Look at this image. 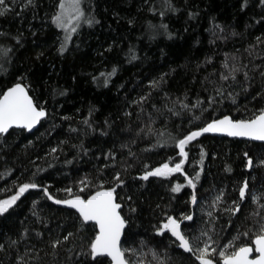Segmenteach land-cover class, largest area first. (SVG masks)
I'll return each mask as SVG.
<instances>
[{
    "label": "trees",
    "instance_id": "16d2710c",
    "mask_svg": "<svg viewBox=\"0 0 264 264\" xmlns=\"http://www.w3.org/2000/svg\"><path fill=\"white\" fill-rule=\"evenodd\" d=\"M171 3L175 11L167 10L164 0H86V6L100 23L83 27L68 50L60 54L63 34L51 24L58 0H32L31 5L28 0H6V6L14 11L0 16V33L6 34L0 35V49L12 51L6 59H0V89L20 75L26 76L31 94L45 107L48 116L34 132L11 130V135L0 136V199L13 195L19 184L30 181L50 185L54 195L64 198L65 193L58 189L73 187L75 191L82 178L96 183L101 170L105 180L120 171L125 186L118 192L125 198L123 214L129 219L125 230L129 243L124 246L136 247L145 239L162 259L170 257L168 264H193L194 258L170 247L169 239L156 237L153 225L165 213L179 215L183 211L194 216V222L185 223L198 233L201 227H206L205 214L212 211L219 217L216 232L225 238L221 240L225 243L229 233L234 234V227H227L229 219L235 223L244 220V216L237 220L223 211L238 199L242 182L249 181L250 192L264 193V166H259L264 159V144L205 135L190 145L184 170L189 176L200 172L198 202L194 206L190 203L191 188L171 192L176 183L186 184L180 173L168 179L150 177L148 181L138 177L143 174L145 164L154 168L169 158L178 162L169 133L179 136L223 115L248 119L264 107V79L259 74L264 70L260 67L264 61L255 58L257 53L264 55V45H257L251 57L245 51L257 44V36L264 37V6L258 0H248V7L243 10L242 0H171ZM161 11L165 13L163 17ZM190 13L195 16L190 17ZM161 23L168 25L167 32L160 28ZM132 55L138 59L129 62ZM232 56L248 65L250 82H245L242 74L231 87L230 82L219 80L220 74L227 71L222 64L226 57ZM114 67L117 72L105 87L106 77L101 73H110ZM165 73L166 82L160 90L152 92L141 112V107L133 102L150 91V81ZM221 83L227 90L225 97L221 101L217 96L218 103L210 107L205 103L203 108L207 111L182 110L178 104L175 110L179 115L164 109L165 104L172 107L177 98L191 104L198 98L206 101L215 96L213 88ZM246 87L248 90L244 91ZM227 92L232 93L235 103ZM165 94L170 99H165ZM153 104L164 111L163 116L153 111ZM149 113L155 120L152 128L163 133L162 137H137L136 133L148 122ZM85 120L89 123L85 124ZM73 128L77 131H70ZM158 141L165 146L158 147ZM54 147L58 151L50 153ZM201 148L207 153L202 171ZM245 152L254 161L251 170L245 166ZM109 153L115 155V161L105 159ZM229 167L230 172L226 170ZM125 168L127 171H123ZM221 192L223 204L216 212L210 205ZM129 196L131 200H127ZM34 201L39 202L35 209ZM129 206L135 207L136 212H129ZM255 207L249 197L242 212L247 215ZM34 210L39 220L32 215ZM77 226L74 210L47 201L39 190H30L17 202L11 215L0 217V243H7L9 237L17 239L28 229L27 239L17 248L0 252V264H16L18 254L24 256L26 248L31 255L39 253L43 258L40 264H88L90 257L80 255L78 236L56 255L51 254L49 240L63 236L66 231L76 232ZM88 231L91 234V229ZM37 232L43 235L37 237ZM133 240L137 244H132ZM146 259H151L150 254ZM30 264L37 261L31 260Z\"/></svg>",
    "mask_w": 264,
    "mask_h": 264
},
{
    "label": "snow or ice",
    "instance_id": "6c2138e0",
    "mask_svg": "<svg viewBox=\"0 0 264 264\" xmlns=\"http://www.w3.org/2000/svg\"><path fill=\"white\" fill-rule=\"evenodd\" d=\"M258 3L264 6V0H258ZM31 4L32 0H28V5ZM164 4L167 6V10H176L171 0H164ZM246 7H248V0H242L241 10ZM0 9H3L0 10V16L6 15L9 11H14V9L6 6V0H0ZM159 14L163 17L165 13L161 11ZM189 16L194 17L195 14L190 13ZM99 23L100 21L96 19L92 9L86 6V0H58L55 14L51 17V24L63 33L59 48L60 54L68 50V45L72 43L73 36L77 35L83 27L91 28ZM257 23H260V21H257ZM150 27L152 26L150 25ZM215 27L220 28V25ZM160 28L167 32L168 25L161 23ZM220 30L223 32L222 28ZM213 34L215 35V33ZM0 35L6 34L0 33ZM168 35L171 39V34ZM16 39L19 43V39ZM256 42V45H250L249 49L245 50L250 57L253 56L257 45H264V37L257 36ZM11 51V48L0 49V59H6ZM255 58L264 61V55L259 53L256 54ZM136 59L138 57L132 55L129 62ZM222 67L227 71L226 74H220L219 80L230 82L229 87H231V84L238 82V75L242 74L245 82H250L252 79L248 65L243 64L242 60L237 62L235 56L226 57ZM260 67L264 68V65ZM116 72L117 69L114 67L110 73H101L102 76L106 77L104 80L105 87H107L110 77L114 76ZM259 74L264 79V70H261ZM167 75L165 73L150 81L148 85L150 91L133 102L141 107V112L144 111L143 105L149 101L152 92L160 90L162 84L166 82L165 76ZM26 79V76L20 75L15 82L4 89H0V136L7 137L11 135L10 130L32 132L48 116L45 107L31 94L32 88L30 84L25 83ZM247 90V87L244 88V91ZM213 91L215 96H209L206 101L198 98L194 104H191L177 98L176 101L172 102V107L165 104L164 109L173 115H179V112L175 110V106L178 104L182 110L191 111L192 109L202 108L203 111H207L208 109L203 108V105L207 103L210 107L214 103H218L217 96L221 97L222 101L227 90L224 84L221 83L218 87H214ZM60 94L64 95L65 93L61 92ZM227 96L231 97L232 102L235 103V98L231 92H227ZM165 99H170L167 94H165ZM152 108L159 116L164 115V111L155 104L152 105ZM126 115H131V113H126ZM64 119L69 118L64 117ZM194 119H200V117H194ZM84 123L88 124L89 121L85 120ZM153 123H155L153 114L149 113L148 122L136 133L137 137L141 135L162 137L163 133L152 128ZM70 131L76 132L77 129L73 128ZM207 133H219L228 137L264 142V107L248 119H234L231 115H223L222 118L211 119L203 126L197 125L190 128L182 135L172 136L169 133L168 137L179 157L178 162L173 163V159L169 158L167 162L154 168L145 164V170L138 178L143 181H148L150 177L168 179L174 174L180 173L183 175L186 184L176 183L171 187V192L180 193L184 187L191 188L190 203L193 206L196 205L198 202L196 188L200 180V172H197L195 176H189L184 170V165L189 158V146ZM157 146L164 147L165 143L158 141ZM121 147L128 146L122 145ZM57 151L58 148L54 147L50 150V153H56ZM129 152L131 155H135L131 153L130 149ZM206 155L207 153L201 148V171L203 170V159ZM244 157L246 158V168L251 170L254 166L253 159L248 152L244 153ZM105 159L115 161L116 157L114 154L109 153ZM68 163H71V161H68ZM259 166H264V159L259 161ZM104 167L107 168L109 165ZM112 167L114 168L115 164ZM226 170L230 172L231 168L229 167ZM123 171H127V169L125 168ZM124 186L125 180L122 178L120 171H116L110 179L105 180L103 170L100 172L99 182L94 183L93 179L85 177L79 180L75 191L73 187L58 189V191L65 193L64 198L54 195L50 191V185H42L35 181L21 183L17 186V190L13 195L0 199V217L11 215L12 210L17 206V202L21 201V198L30 190L36 189L42 193L47 201L74 210L78 225L76 232L66 231L63 236H57L49 240L52 255H56L60 248L72 242L78 236L81 242L80 255L85 258L90 257L88 264H105L106 261L107 264H168V259H170V257H167L168 249L164 250L167 258L162 259L158 250L149 246L148 240L141 239L136 247L124 246L129 243L128 234L125 232L129 219L123 214L125 208L123 201L125 198L121 197L118 192V189H122ZM223 195V192L218 194L210 205L216 212L220 211V206L223 204ZM249 197L251 203L256 207L247 215H244L242 206ZM127 200H131V197H127ZM262 201H264V193L250 192L249 181L245 179L238 189V199L231 202V207H224L223 209L224 213L229 214L230 217H235L237 220L240 216H244L241 223H235L232 219H229L227 227L230 229L234 227V234L229 233L230 238L225 243H221V240L225 238L216 232V222L219 217L214 216L212 211L205 214L208 217V220L203 222L206 227H201L198 233L192 231L189 223H185L194 222V216L191 213L186 214L183 211L179 215L165 213L163 218L153 225L154 235L169 239L170 247L182 250V253L189 254V258H194L193 264L195 262H198V264H264V202ZM38 204V201H34L33 208L35 209ZM129 212H136V208L129 206ZM32 215L39 220L37 211L34 210ZM89 229H91V234H89ZM221 231L223 232L225 229L222 227ZM190 232L192 234H189ZM42 235L40 232L36 233L37 237ZM27 237L28 229L25 228L17 239L9 237L7 243H0V252L7 251L9 248H17ZM122 237L124 238L123 243ZM85 241L87 242L86 245ZM131 243L137 244L134 240ZM144 248H147L148 251L144 252ZM31 251L34 252L35 249ZM149 254L151 256L150 260L146 259ZM25 257H29V259L26 260ZM133 257L136 258L133 259ZM42 259L38 252L31 255L30 250L26 248L24 256L18 254L16 264H30L31 260H36L37 264H40Z\"/></svg>",
    "mask_w": 264,
    "mask_h": 264
},
{
    "label": "water",
    "instance_id": "95a60500",
    "mask_svg": "<svg viewBox=\"0 0 264 264\" xmlns=\"http://www.w3.org/2000/svg\"><path fill=\"white\" fill-rule=\"evenodd\" d=\"M46 119V118H45ZM44 119V120H45ZM43 121V120H42ZM41 121V122H42ZM41 124V123H40ZM39 125L36 126V128H34L32 130V132H34L35 130H37L39 128ZM11 131V130H10ZM205 135H210V136H218V137H225V138H228V139H238V140H244V141H248V142H251V143H256V144H264V142H261V141H250V140H247L246 138H234V137H228V136H225V135H222V134H219V133H207ZM204 135V136H205ZM126 230V229H125ZM122 241H123V237H122Z\"/></svg>",
    "mask_w": 264,
    "mask_h": 264
},
{
    "label": "rangeland",
    "instance_id": "374dc122",
    "mask_svg": "<svg viewBox=\"0 0 264 264\" xmlns=\"http://www.w3.org/2000/svg\"><path fill=\"white\" fill-rule=\"evenodd\" d=\"M62 34H63V33H62ZM74 36H75V35H74ZM74 36H73V37H74ZM72 39H73V38H72ZM69 45H70V44H69ZM69 45H68V47H69Z\"/></svg>",
    "mask_w": 264,
    "mask_h": 264
}]
</instances>
